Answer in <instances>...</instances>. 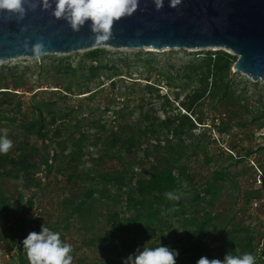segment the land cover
<instances>
[{
	"label": "trees",
	"instance_id": "trees-1",
	"mask_svg": "<svg viewBox=\"0 0 264 264\" xmlns=\"http://www.w3.org/2000/svg\"><path fill=\"white\" fill-rule=\"evenodd\" d=\"M106 54L105 49L98 48L87 52L76 64L63 57L54 59L53 66H46L45 57L41 63L35 59L40 73L34 81L37 86L32 84L29 67H0V136L6 129L14 138L9 152L0 154V177L19 180L22 188L29 190L42 186L39 172L49 173L57 164L62 167L61 173L76 191L62 201L58 220L49 224V229L62 237L76 228L85 236L86 245L99 246L109 254L101 263H88L86 257H77L72 251L73 264H123L138 249L160 244L178 252L176 264H196L208 250L204 240L209 238L220 241L218 257L210 251L203 257L223 260L226 253L237 256L250 253L255 264H264L257 250L264 235L258 239L251 223L244 225L237 218L241 211H235L240 199L253 207V202L263 196L264 185L243 190L239 181L242 173L224 167L216 168L201 184H196V173L189 167L192 154L202 151L209 159L207 130L190 140L198 129L196 108L202 110L205 101H210L211 107L224 108L229 116L223 130L236 125L264 132V84L233 73L238 57L224 50L195 54L179 63L168 56L163 60L152 53L147 56L137 53L135 63L164 78L168 86L188 90L180 104L186 113L165 110L162 119L153 104L157 99L171 101L169 95H161L157 89L161 79H148L143 84L127 79L132 78L131 73L122 77V69H114L108 75ZM48 76L56 80L57 90L40 89ZM106 78L113 91L121 90L128 81L132 82V88L143 91L133 106L117 109L115 118L124 117L126 108L139 115L128 129L121 124L110 135L92 138L78 125L82 119L73 122L85 107L68 109L62 101L79 95H85V100H96L106 92ZM116 103L119 102L107 94L100 108L109 111ZM261 138L264 139V134ZM100 144L105 147L104 154L117 159L118 166L82 169L85 157L93 156L88 147ZM255 152H260L255 159L264 173V142L256 149H248L247 155H241L235 164H241ZM102 158L98 155L93 165ZM253 168L250 165L247 170ZM85 177L94 182L87 183ZM166 192H173L179 199H168ZM23 197L22 192L14 200L0 195V212L5 220L15 215L13 206L18 207ZM223 203L229 206L224 207ZM27 204L33 207V199H28ZM20 217L5 230L14 244H19L17 263L29 264L22 241L27 237V226H32L34 220Z\"/></svg>",
	"mask_w": 264,
	"mask_h": 264
},
{
	"label": "rangeland",
	"instance_id": "rangeland-1",
	"mask_svg": "<svg viewBox=\"0 0 264 264\" xmlns=\"http://www.w3.org/2000/svg\"><path fill=\"white\" fill-rule=\"evenodd\" d=\"M222 49H164L158 50L153 48H142V49H111L106 50L107 54L105 55V62L108 63V75H111L115 70L122 69L124 75L122 77H128L127 75L132 74V78H127L129 80L136 79L141 81L143 84L149 81H158L157 89L161 95H169L171 103H165L160 99H157L158 102L153 105L156 108L158 116L164 118L165 110H168L170 113L177 112L181 110L182 113H186L180 104L184 100L188 90L183 91L181 87H171L168 86L164 78H159L155 72H149L144 67L135 63L137 53H143V56H147L148 53L157 55L163 60L165 56L172 62H181L195 56V54L206 53L207 51H215ZM226 51V50H224ZM231 54L230 50L227 51ZM87 53V52H86ZM86 53H78L64 56L49 57L45 59L46 66H53V60L63 57H68L73 64H76ZM234 55V54H233ZM34 60L20 61L0 64V67L3 65H18L21 68L29 67V72L31 75V80L33 85H38V82H35L40 76L39 69L35 65ZM39 63L43 62L42 59H38ZM130 64V67L128 65ZM236 75L244 79H249L252 82H259L261 85L264 84V80L255 81L251 76L243 72H233ZM47 80L42 81L43 88L40 89H54L57 90L56 80L48 76L45 78ZM109 80L105 79L106 92L99 95L96 100L89 101L85 100L83 96L79 95L76 97H69L68 100L62 101L64 107L77 108L79 105L85 107V111L77 113V116L74 119V123L79 119H82V122L79 123L80 127L87 131L90 136L96 137V135H110L113 131H118L120 125L122 124L126 129L134 123L136 117L139 113L131 114L132 108H126L124 117L115 118V111L122 107L123 105H134V100L143 94V91L139 88H132L130 86L131 81H128L127 86H121V90L116 89L115 91L109 89L108 87ZM94 85V84H93ZM49 86V87H48ZM110 95V97L117 102L112 106V110L105 111L103 108H100L104 103V97ZM180 94V98H177V95ZM27 96L30 94L27 93ZM148 95H151L149 93ZM124 98H130L128 101L124 102ZM120 100V101H119ZM194 116L198 119L195 120V123L198 127L195 130L196 134L190 140L199 138L200 132L203 129L207 130L206 145L208 157L205 156L204 152L200 151L197 154L191 155V163L189 167L193 172L196 173L197 183L201 184L203 180L206 179L216 168H229L234 173H242L239 177V181L242 185L243 190H248L251 188H260L264 185V178L257 170L258 162L255 157L260 156V152H255L245 158V161L237 165L235 162L241 155H247L246 151L248 149H256L261 143L264 142V139L261 138V135L264 132L259 131L256 128L252 127H238L236 125H231L227 130H223L224 122L227 121L229 116L224 108L220 106L211 107L210 101H205L203 109H198L194 111ZM7 138L13 141V137L7 134ZM52 147H57L55 144H52ZM53 149V148H51ZM93 153V156H86L84 161V166L82 169L87 170L88 167L93 166L96 170L101 169H110L112 167L118 166L119 162L117 159L113 158L112 154H104L105 147L103 144H100L98 147L90 146L88 147ZM262 154V153H261ZM98 155H101L103 158L99 160V163L96 165L95 159ZM264 163V162H263ZM250 165H253L252 170H247ZM257 166V167H256ZM60 169L62 167L57 164L51 172L42 170L38 173V176L42 178V186L40 188H31L23 189L22 183L19 180L13 178L3 179L0 177V195H5L8 198L14 200L16 196L22 192L24 197L23 200L19 203V206H13L16 209L15 215L5 220L0 212V264H18L17 254L19 244L15 243L10 239L8 232H6L5 227L10 225L18 217H27L28 219L34 220L32 226H27V235L30 232L41 231V226L49 228V224L54 225L61 213L62 201L69 195L71 191H76L75 186L67 183L66 177L61 173ZM87 183L94 182L91 178H86ZM76 187H79L78 185ZM33 199V207H29L27 204L28 199ZM261 202L260 207H252L250 205H245L242 199L239 200L235 211H241L240 214L237 213V218L239 221L248 225L251 223L255 235L259 239L264 235V193L263 196L258 199ZM222 206L228 207V203H223ZM20 217V219H22ZM37 228L40 230L37 231ZM73 228L72 233H66L62 235L61 239L64 242L72 245L73 252L77 257H86L88 263L98 262L101 263L108 258L109 254L103 251L99 246L86 245L84 242L85 236L82 235L79 231ZM52 231V230H51ZM208 249L203 253V256H206L210 251L215 258L218 257V250L220 246V241H215L213 238L204 240ZM10 247L13 249L10 250ZM176 261L179 262V258H176Z\"/></svg>",
	"mask_w": 264,
	"mask_h": 264
},
{
	"label": "water",
	"instance_id": "water-1",
	"mask_svg": "<svg viewBox=\"0 0 264 264\" xmlns=\"http://www.w3.org/2000/svg\"><path fill=\"white\" fill-rule=\"evenodd\" d=\"M51 12L38 6L19 22L0 13V64L98 48H217L238 57L233 72L264 80V0H181L176 7L164 0L159 10L154 0H139L137 11L115 22L111 39L100 43L92 38L90 22L74 32Z\"/></svg>",
	"mask_w": 264,
	"mask_h": 264
},
{
	"label": "clouds",
	"instance_id": "clouds-1",
	"mask_svg": "<svg viewBox=\"0 0 264 264\" xmlns=\"http://www.w3.org/2000/svg\"><path fill=\"white\" fill-rule=\"evenodd\" d=\"M181 0H170V6L176 7ZM54 3V8H53ZM164 0H154L157 10L163 7ZM25 5L28 7L26 8ZM40 6L43 10L51 9L52 16L57 20L63 19L72 31L80 29L90 22V30L95 42L108 41L112 36L114 23L126 16L133 15L139 0H0V13L6 18L15 17L16 21L23 20L27 11H35ZM40 44L36 45L39 52ZM13 143L7 138V130L0 136V154H7ZM168 199H179L173 192H166ZM29 264H73L70 254L72 245L61 240L59 232H53L44 225L41 231L30 232L22 241ZM178 252L169 247H143L123 260V264H176ZM196 264H255V257L250 253L233 255L226 253L223 260L201 257Z\"/></svg>",
	"mask_w": 264,
	"mask_h": 264
},
{
	"label": "built area",
	"instance_id": "built-area-1",
	"mask_svg": "<svg viewBox=\"0 0 264 264\" xmlns=\"http://www.w3.org/2000/svg\"><path fill=\"white\" fill-rule=\"evenodd\" d=\"M257 170L260 172V174L264 178V173L258 167H257ZM260 206H261L260 200H255L253 202V207L257 208V207H260ZM257 250H258L259 257L262 258V260H264V237L260 240ZM260 264H263V262H261Z\"/></svg>",
	"mask_w": 264,
	"mask_h": 264
}]
</instances>
